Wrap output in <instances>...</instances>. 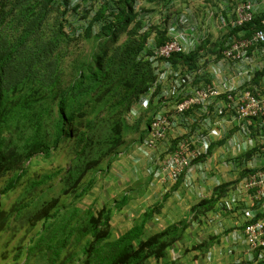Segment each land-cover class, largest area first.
<instances>
[{
    "label": "trees",
    "instance_id": "16d2710c",
    "mask_svg": "<svg viewBox=\"0 0 264 264\" xmlns=\"http://www.w3.org/2000/svg\"><path fill=\"white\" fill-rule=\"evenodd\" d=\"M151 1L167 7L174 0ZM137 2L103 0L82 11L72 0H0V181L7 178L0 235L27 229L4 261L13 254V264H173L168 253L183 222L148 234L147 212L116 238L111 210L78 204L94 184L88 175L114 161L129 137L142 142L159 111L154 102L146 110L140 103L157 80L148 58L170 40L168 22L147 24ZM228 30L248 38L264 30V17ZM198 59L196 51L171 62L196 70ZM263 79L256 71L244 88L255 94ZM249 130L263 136L264 117L253 118ZM228 187L194 206V218L212 210Z\"/></svg>",
    "mask_w": 264,
    "mask_h": 264
},
{
    "label": "crops",
    "instance_id": "0c3cea01",
    "mask_svg": "<svg viewBox=\"0 0 264 264\" xmlns=\"http://www.w3.org/2000/svg\"><path fill=\"white\" fill-rule=\"evenodd\" d=\"M146 1L138 0L137 3V9L142 12L141 16L145 20L147 14L151 18H161L158 16L160 14L165 16L166 9L171 6L168 4L164 9L160 6V14L157 15L156 6L154 8L145 7ZM212 1V4L209 3L211 4L210 9L207 8L205 14L203 12L201 16L198 15L199 11L203 9L197 8V18L191 15L197 26L207 23L206 15H209L210 12H219L220 4L214 3L216 0ZM72 3H74L73 0ZM257 6L255 15L264 17V5ZM149 9L150 11H148ZM227 19L230 21L233 17ZM72 21L77 22L74 15ZM215 24L216 22L213 21L209 26ZM223 37L224 34L221 38L223 39ZM252 54L260 62L256 66V70L254 71L253 65L244 68H236L232 65L231 71L228 67L227 72H223V79H227V75L229 78L227 86L229 83L235 87L247 84V70L254 74L256 71L264 72L263 63L259 59L262 57L256 51H252ZM180 67L188 68L186 65L176 66L177 69ZM205 76L207 74L202 72L196 78L195 87H202V81L205 79L204 84L214 83L219 91L225 92L223 82L210 81L213 80L212 76ZM191 89L187 90V94L191 95ZM252 89L255 90L256 95L264 97V79L258 85H253ZM183 97L182 94L180 98L173 99L169 103L157 104L160 106L158 113H167L172 119H177L174 129L169 132L166 140L157 150H148L149 155L138 151L137 146L141 142L135 143L133 140L137 139V136H131L128 139V144L114 161L105 162L98 169L97 174L92 178L88 177L90 180H94V184L84 197L83 202L86 203L84 208H91L94 212L102 209L111 210V226L116 238L131 230L147 212L150 213L146 224L148 234H157L183 222L179 225L182 229V238L169 251V263L262 264L264 262L259 260L258 253L251 254L249 252L244 229L249 222L247 213L252 212L257 215V218L264 217V202L255 201L253 198L255 191H246L242 188V183L246 179L243 178L246 174L264 167V159L260 160L256 157L250 159L246 149L247 142L243 137L234 135L230 139L229 134L226 133L221 140L214 141L213 144H218L212 146L213 149L204 161L196 163L189 170L187 177L181 178L176 184L162 183L154 177V171L159 167L157 161L160 155L174 143L176 138L199 129L208 131L209 128L205 126V121L209 120L212 124L217 119L224 121L223 127L231 132L236 131L241 125L240 122H234L231 115L219 118L212 114L207 117L202 114L199 107L192 108L188 113L197 120V123L192 126L183 125L175 111L176 102ZM221 101L222 99H218L217 103L219 104ZM237 142L240 143L238 149ZM226 184L229 187L218 199L214 208L205 214L200 213L194 218L192 208L202 201L212 198L215 189ZM232 197H236V205L231 210L224 209L222 205L229 202Z\"/></svg>",
    "mask_w": 264,
    "mask_h": 264
},
{
    "label": "built area",
    "instance_id": "2783aa9c",
    "mask_svg": "<svg viewBox=\"0 0 264 264\" xmlns=\"http://www.w3.org/2000/svg\"><path fill=\"white\" fill-rule=\"evenodd\" d=\"M73 2L75 5L79 4L82 11L91 9L89 5H86L85 0H73ZM102 4L103 0L97 2L95 9ZM257 7L255 0H245L235 6L230 5L229 0H225L221 7V13L217 16L211 13V16L217 20L216 24L222 29L229 26L239 28L255 18ZM231 16L233 19L228 21L227 18H231ZM167 30L170 40L160 48L154 49L153 54L148 58L156 69L157 80L142 97L140 108L146 110L152 102L158 103L160 100L165 102L179 98L183 94V99L179 100L175 107L176 114L181 118L183 125L192 126L197 123V120L188 113L192 108L199 107L202 114L207 117L212 114L219 118L231 115L234 122L243 124V134L250 133L249 126L244 122L264 117V97L253 94L249 89L244 88L243 84L235 87L229 83L227 86L228 79H223L224 71L221 68L224 62L237 64L234 66L238 68L252 66L254 64L253 56H255L251 53L252 50L262 57V66L264 67V30H258L248 38L230 40L223 51L222 63L219 62L207 70L212 76V81L223 82L225 92L219 91L214 83H203L202 87H195L196 78L203 70L177 69L171 62L175 54L190 55L200 51L209 36L204 32L200 33L197 24L192 22L187 14H171ZM246 75L247 82H250L253 79L252 73L247 70ZM190 88L193 89H191V95L187 94V90ZM156 91H158L157 96H155ZM218 99H222L219 104L217 103ZM175 121L177 119H172L167 113H158L154 117L145 140L138 145L137 150L146 155H149L148 150H157L166 140L169 132L174 129L177 124ZM224 124V121H218V119L213 124L211 120L205 121V126L209 128L208 131L199 129L176 138L174 143L160 155L157 161L159 167L154 171V177L162 183L170 184H176L181 178H186L189 170L199 159L209 153L213 142L223 138ZM242 188L248 192L255 191L254 200L263 203L264 167L247 177L242 183ZM236 203V197H232L222 206L224 209L231 210ZM246 216L249 218L244 229L246 245L251 254L258 253L259 260L264 261V218L256 219L257 215L252 212L247 213Z\"/></svg>",
    "mask_w": 264,
    "mask_h": 264
},
{
    "label": "rangeland",
    "instance_id": "374dc122",
    "mask_svg": "<svg viewBox=\"0 0 264 264\" xmlns=\"http://www.w3.org/2000/svg\"><path fill=\"white\" fill-rule=\"evenodd\" d=\"M87 1H85L86 5H89V7L92 9L93 6L95 8V4L97 2H99L100 0H87ZM153 1H157V0H153ZM224 1L225 0H216V2H214V3L220 4L219 12L218 13L210 12L209 15H206L207 23H205V24L201 23V25L198 26L200 33L204 32L209 36L206 43L200 48L201 53H200V57L198 59L197 69L195 70V71L200 70V69L203 70V72L205 74H207V76H205V77H210L209 73L207 72L208 69H211L212 66L221 62L222 56H223V51L225 50L227 43L232 39L239 40L236 37L229 35L228 27L222 29L219 26H217L216 24L213 26H209L210 24L213 23V21L214 22L217 21V20L213 19V16H211V13H214L215 16H217L219 13H221V7H222V4ZM244 1L245 0H229V3H230V5L235 6L238 3H241ZM255 1H256L257 5H259V6H260V4L264 5V0H255ZM159 2H160V6L164 3L163 1H159ZM209 3L212 4L213 2H210V1L208 2L205 0H174V1L169 3L171 6H169V8L167 9V13H165V16H164V15L160 14V11H159L160 6H156L155 3H153L151 0H147L145 2V7L154 8V6H156V8L158 9L157 15L160 14L158 16H160L161 18H158V17H152L151 18L148 14L145 15V18H147L146 19L147 24L155 25V24H158L157 22H159L160 23L159 25L164 26L165 23H167L170 20L171 14H175V15L187 14L191 18V21L194 22L192 17L195 18V16H196V18H197V13H196L197 8L203 9V10H200L199 14H198L201 16L203 12L205 14L207 8L210 9L211 4H209ZM161 7H162V9H164V5ZM148 11H150V9ZM162 12H163V10H162ZM191 15H192V17H191ZM222 34H224L223 39L221 38ZM253 59H254L253 69L255 71L256 66L258 64H260V62L257 61L258 58L255 56H253ZM259 59L262 62V58H259ZM222 65H223L221 68L222 71L227 72L228 67H230L229 70L231 71L232 67L234 65H237V64H234L232 62H230V64L227 62H224V63H222ZM235 67L237 68V66H235ZM181 69H184V68H181ZM252 74L254 75V73H252ZM226 77H227V79H229L228 75ZM207 80H209V79H207ZM204 81H206V80L204 79L202 81V83H205ZM210 81H212V80H210ZM243 87H245V84H243ZM170 101L171 100H166L165 102L169 103ZM242 125H240L236 129V131H234V132H231L228 129H225L224 135L226 133H227V135L229 134L230 139L232 137H234V135H236L238 137L239 136L243 137L244 140L247 142V145H246L247 153L250 152L251 150H253V154L250 156V159H251V157H256L260 160H263L264 159V135L259 137V138H254L253 137L254 134H252L251 132L243 134ZM246 125L247 126L251 125V122H246ZM135 140L136 139H134L133 141L135 142ZM250 141H251V144H250ZM238 146H240L239 142H237V145H236L237 149H238ZM248 148L251 150H249ZM63 160H64L63 157H61L60 161L63 162ZM98 169L92 171L88 175V177L92 178L95 174H97ZM257 172H258V170H257ZM250 175H251L250 173L246 174L243 178L245 179V178L249 177ZM89 178H87V181L90 180ZM6 181H7V178L0 181V190L3 188ZM83 200L78 204H79V206H81L85 210L87 208H84L86 203H85V201L83 202ZM71 201H72V197L64 199L65 203H70ZM40 228H41V225L38 227V230ZM26 230H27L26 227H22L20 229V232L10 231V232H7L5 234L0 235V264H13V259H14L13 254L10 255V258L8 261H4L2 254L5 251L12 253L15 250L16 246H18V244L20 243L22 238L26 235V233H27Z\"/></svg>",
    "mask_w": 264,
    "mask_h": 264
},
{
    "label": "clouds",
    "instance_id": "9594fccd",
    "mask_svg": "<svg viewBox=\"0 0 264 264\" xmlns=\"http://www.w3.org/2000/svg\"><path fill=\"white\" fill-rule=\"evenodd\" d=\"M179 98H180V97H179ZM175 99H177V98H175ZM172 100H173V99H172ZM178 101H179V100H178ZM178 101H177V102H178ZM177 102H176V103H177ZM158 103H160V102H158ZM158 103H155V102H154L155 105H157ZM157 114H158V112H157ZM157 114H156V115H157ZM156 115H155V116H156ZM146 136H147V135H146ZM144 140H145V139H144ZM144 140H143V141H144ZM143 141H142V142H143ZM142 142H141V143H142ZM141 143H140V144H141ZM137 147H138V146H137ZM211 147H212V146H211ZM197 163H198V162H197Z\"/></svg>",
    "mask_w": 264,
    "mask_h": 264
}]
</instances>
